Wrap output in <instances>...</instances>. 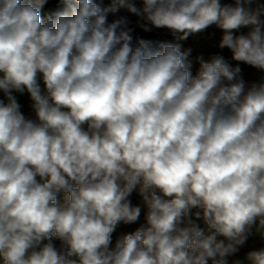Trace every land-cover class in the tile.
I'll return each instance as SVG.
<instances>
[{
  "label": "clouds",
  "instance_id": "obj_1",
  "mask_svg": "<svg viewBox=\"0 0 264 264\" xmlns=\"http://www.w3.org/2000/svg\"><path fill=\"white\" fill-rule=\"evenodd\" d=\"M48 3L0 0V264H264V0Z\"/></svg>",
  "mask_w": 264,
  "mask_h": 264
},
{
  "label": "rangeland",
  "instance_id": "obj_2",
  "mask_svg": "<svg viewBox=\"0 0 264 264\" xmlns=\"http://www.w3.org/2000/svg\"><path fill=\"white\" fill-rule=\"evenodd\" d=\"M104 2L105 4H107L109 0H104ZM221 2L232 3L233 0H221ZM56 7H57V0H49V3L45 7V11H47L48 9H54ZM120 14L130 16V14L126 13L124 10H121ZM112 18L113 17L110 15L109 19L111 20ZM130 18L134 23L136 18L132 16H130ZM136 31L139 35L144 36L145 38H161L169 42H180L182 43L185 49L191 48L192 53L190 59H192L194 63V67H193L194 74L199 67L198 58L210 60L214 55L219 54V55H223L225 59L229 60V62L235 63L231 61V53L229 50L220 49L218 47L222 33L215 26H211L203 33L190 36L186 41H177L176 38L172 37L165 30H155L153 33H143L142 30L140 29H137ZM241 31H246V29H242ZM241 67L243 69L246 80H256L261 75V73L258 70L253 69L249 66L241 65ZM17 97H18V102L22 106L21 110L24 112L25 115H30L31 114V110L29 107L30 100L27 93H25L23 96L17 94ZM130 199L134 205L141 203V198L138 196L136 192L132 194ZM142 222H143V218L141 217V221H139L137 224L124 225L121 223L120 225H118L116 231L113 233V245L116 239L120 238L124 234L134 231L135 228L139 226V223ZM260 246H261V241L259 240V238L252 237L249 239L246 246L241 250L240 255L242 256L244 252H246L247 250L253 247H260Z\"/></svg>",
  "mask_w": 264,
  "mask_h": 264
}]
</instances>
